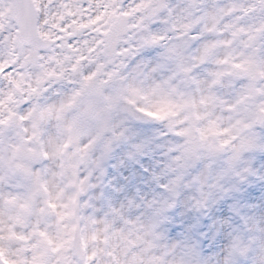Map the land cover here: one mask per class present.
Wrapping results in <instances>:
<instances>
[{
	"label": "snow or ice",
	"instance_id": "snow-or-ice-1",
	"mask_svg": "<svg viewBox=\"0 0 264 264\" xmlns=\"http://www.w3.org/2000/svg\"><path fill=\"white\" fill-rule=\"evenodd\" d=\"M0 264H264V0H0Z\"/></svg>",
	"mask_w": 264,
	"mask_h": 264
}]
</instances>
